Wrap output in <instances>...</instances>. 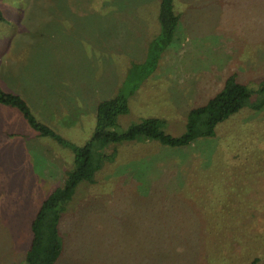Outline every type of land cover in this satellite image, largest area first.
Segmentation results:
<instances>
[{
	"label": "rangeland",
	"instance_id": "374dc122",
	"mask_svg": "<svg viewBox=\"0 0 264 264\" xmlns=\"http://www.w3.org/2000/svg\"><path fill=\"white\" fill-rule=\"evenodd\" d=\"M173 1L175 40L147 73L160 0H0V87L71 144L118 94L129 111L111 129L158 118L178 136L228 75L251 91L187 146L95 147L93 177L61 211L56 264H264V0ZM72 165L71 148L0 103V264H26L30 223Z\"/></svg>",
	"mask_w": 264,
	"mask_h": 264
},
{
	"label": "trees",
	"instance_id": "16d2710c",
	"mask_svg": "<svg viewBox=\"0 0 264 264\" xmlns=\"http://www.w3.org/2000/svg\"><path fill=\"white\" fill-rule=\"evenodd\" d=\"M160 32L152 42L151 58L144 64L147 73L155 68L159 54L174 40L179 23V14L175 12L173 0H160ZM0 10V20H3ZM258 92L264 94V85ZM251 96L248 87L237 80L236 74L228 75L221 90L210 97L205 104L190 108L187 114L186 131L174 136L163 129V122L158 118H146L133 123L123 132L111 129L116 126L119 115L129 111L128 98L124 94L100 101L96 106L95 127L91 138L83 145L71 144L59 136L50 126L38 120L28 104L20 95L6 92L0 87V103L17 109L27 123L40 136H48L58 143L72 149L73 165L65 172L61 185L50 190L42 199L34 218L30 223V241L25 255L26 264H56L63 250L59 232L61 211L72 198L74 188L81 181H90L97 168L93 161V149L103 148L109 142L131 141L140 137L155 140L169 147H184L201 137L215 134L216 125L239 111ZM264 105V96L255 106ZM253 258L246 264H257Z\"/></svg>",
	"mask_w": 264,
	"mask_h": 264
}]
</instances>
